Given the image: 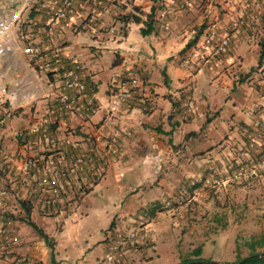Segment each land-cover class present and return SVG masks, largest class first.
Instances as JSON below:
<instances>
[{
  "label": "crops",
  "instance_id": "crops-1",
  "mask_svg": "<svg viewBox=\"0 0 264 264\" xmlns=\"http://www.w3.org/2000/svg\"><path fill=\"white\" fill-rule=\"evenodd\" d=\"M85 1L84 17L54 29L51 41L44 31L35 32V40L59 47L66 66L71 60L82 65L86 91L94 98L88 121L68 113L54 122L47 115L56 105L57 77L37 74L20 54L27 23L13 32L16 48L0 61L1 79L16 95L8 102V110L16 112L0 122V189L10 195L0 207V222L9 221L11 250L23 264H99L114 231L127 232L143 222L149 241L157 243L177 224L170 215L185 235L204 232V223L189 221L192 214L204 217V209L171 213L162 205L182 196L188 200L189 185L204 179L210 168L224 172L227 156L244 137L240 123L250 129L264 111V51L260 59L256 45L264 40V0ZM40 2L0 0V9L21 8L24 19L43 20ZM92 11L91 21H85ZM146 23L151 31L142 35ZM210 28L228 37L226 52L213 55L204 46ZM185 57L187 66L182 65ZM115 73L135 77L140 89L137 97L113 109ZM109 144L117 155L107 153ZM49 160L67 176L59 180L57 202L46 206L48 196L37 180ZM27 162L34 165L27 169ZM20 201L30 204V220L52 249L22 221ZM4 213H18L21 220ZM135 251L127 246L119 264H130Z\"/></svg>",
  "mask_w": 264,
  "mask_h": 264
},
{
  "label": "built area",
  "instance_id": "built-area-1",
  "mask_svg": "<svg viewBox=\"0 0 264 264\" xmlns=\"http://www.w3.org/2000/svg\"><path fill=\"white\" fill-rule=\"evenodd\" d=\"M87 4L85 0H41L40 8L43 11V20L33 19L28 17L24 19L23 10L17 8L14 11H7L0 9V61L13 53L16 46L11 42L13 39V32L22 27V24L29 26L26 34L22 35L24 41L18 49L28 58L29 62L40 70L57 77V90L54 105L48 111V116L52 121L72 113L80 116L83 120L88 121L93 112L94 98L90 96L83 82V67L79 62L69 61L66 66L65 60L62 56V51L59 47L51 45H43L37 42V31H44L47 33L48 39L51 41V34L54 29L62 28L64 24L76 17H84ZM85 16V21H91L90 15ZM87 24L83 22L79 25L80 29H86ZM204 46L211 48L213 55H219L226 52L228 47V40L219 37L215 29H211L203 39ZM189 58L182 60V65H189ZM114 77L118 79L117 93L113 104V109L118 108L121 104L127 102L138 96L140 84L135 77H123L121 74L115 73ZM115 86V85H114ZM116 88V87H115ZM15 99V93L11 92L6 84L2 81L0 76V103L10 102ZM140 104L142 110H146L145 102L141 99ZM186 108L189 103H185ZM48 122L45 121L31 130L32 134L38 133ZM252 133L248 136L246 147L248 152H255L258 144H263L264 135V111L257 116L251 123ZM114 141V138L112 139ZM106 151L108 154L117 155L113 144L107 145ZM78 163H83L82 157L77 160ZM33 162H27L26 168L33 166ZM26 169V170H27ZM257 169H264V154L260 155L257 161H252V165L248 168L239 166L238 169L231 174L223 183L233 182L245 176L249 170L252 174ZM43 176L37 180V186L40 188L45 199L46 206L54 205L60 195L62 186H60V178L67 176L66 171L58 172L54 168V161L47 162V168L42 173ZM219 182H215V184ZM193 184V183H192ZM9 194L7 190H0V207H2L8 200ZM165 208L171 207L170 202H165ZM148 239V231L146 223H138L134 228L126 233L117 232L114 239L108 243L106 251L99 260V264H117L120 262L125 253L127 243H144ZM11 230L9 221L0 222V264H23V260L13 254L11 250Z\"/></svg>",
  "mask_w": 264,
  "mask_h": 264
},
{
  "label": "rangeland",
  "instance_id": "rangeland-1",
  "mask_svg": "<svg viewBox=\"0 0 264 264\" xmlns=\"http://www.w3.org/2000/svg\"><path fill=\"white\" fill-rule=\"evenodd\" d=\"M209 1L211 4H216L217 0ZM211 29H215L216 34L219 36L216 28L208 29L205 35ZM223 38L228 40L226 36H223ZM256 45L263 57L264 40L256 41ZM20 54L27 62L28 67L34 68L37 74L38 71H42L32 65L22 52ZM42 73L46 72L42 71ZM11 92L14 93L15 91ZM246 96H243L241 102L244 101ZM256 97L260 99V94H257ZM251 105L252 102L250 103ZM8 108H10L8 102L0 103V122L4 115L16 112L10 111ZM20 110L23 111L21 107L17 109L18 112H21ZM216 110L217 107L210 112L212 118L218 114ZM240 124H243L240 129L244 131V137L239 140L238 147H235L236 151L230 152L234 159H231L230 155L227 156L228 161L224 162L223 165L225 171L222 172L220 168L216 167L210 168L204 179L189 185L191 190L185 193L188 200L182 196L181 200L179 199L176 202L171 199L165 201L171 203L169 208L164 207L165 202L162 205L164 212L174 210L177 213L180 212V208L190 209L189 212H193L198 207L204 209V217L192 214V217L189 218L192 226H196V223L199 225L204 223V232H192L185 235L184 229H182L183 226L181 228L180 223L174 221L175 216L170 215L172 223L177 224L172 225L171 232L167 236L161 234L157 243L149 241V236L144 243H127L126 247L132 246L136 249L134 255L129 258L130 264H177L181 258L188 257L197 248L202 251L201 258L214 262H232L237 258L245 257L251 252L250 245L254 246L257 252L264 250V169H257L254 174L248 170L241 179L223 183L239 166L242 165L248 168L252 165L253 160L254 162L257 161L258 157L264 154V141L262 145L261 143L258 144L259 147H257L255 152H248L246 143L251 132H249V127H247L246 123ZM218 126L221 127L220 124ZM2 128H6L4 124ZM159 169L160 167L158 166L156 170ZM215 182H219V184H215ZM185 204L188 205L185 206ZM10 210L4 208V212H9ZM4 214L15 220H21L18 213L17 215L16 213ZM177 220L180 221L182 218H177ZM117 232L126 233L123 230L114 231L109 241L115 238Z\"/></svg>",
  "mask_w": 264,
  "mask_h": 264
},
{
  "label": "trees",
  "instance_id": "trees-1",
  "mask_svg": "<svg viewBox=\"0 0 264 264\" xmlns=\"http://www.w3.org/2000/svg\"><path fill=\"white\" fill-rule=\"evenodd\" d=\"M134 21L138 22L139 19H134ZM150 31H151V23H146L145 28L141 30V33L142 35H147L150 33ZM261 57L262 55H260V59ZM249 132L252 133L251 127L249 129ZM19 204L24 213V217L22 218V221L25 222L28 226H30L36 232V234L40 238H42L44 242H46V244H48V246L52 249V245L51 243H49L47 235L44 234V232L30 220V211H31L30 204L25 201H20ZM250 249H251L250 254L242 258H237L232 262H214L212 260H205L201 258L202 251L200 248H197L193 250L188 257L181 258L177 264H264V250L257 252L255 251L254 246L252 245H250ZM120 262H118L117 264H119Z\"/></svg>",
  "mask_w": 264,
  "mask_h": 264
}]
</instances>
